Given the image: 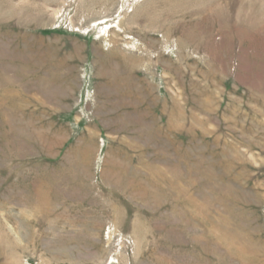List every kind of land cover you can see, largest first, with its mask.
Returning a JSON list of instances; mask_svg holds the SVG:
<instances>
[{
  "label": "rangeland",
  "instance_id": "obj_1",
  "mask_svg": "<svg viewBox=\"0 0 264 264\" xmlns=\"http://www.w3.org/2000/svg\"><path fill=\"white\" fill-rule=\"evenodd\" d=\"M0 264H264V0H0Z\"/></svg>",
  "mask_w": 264,
  "mask_h": 264
}]
</instances>
